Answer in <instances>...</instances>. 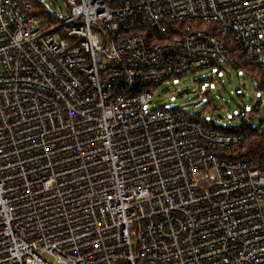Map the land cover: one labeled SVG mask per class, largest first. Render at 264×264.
<instances>
[{
    "label": "built area",
    "instance_id": "obj_1",
    "mask_svg": "<svg viewBox=\"0 0 264 264\" xmlns=\"http://www.w3.org/2000/svg\"><path fill=\"white\" fill-rule=\"evenodd\" d=\"M64 2L0 0V264H264V172L226 156L247 134L150 109L230 47L264 86V0Z\"/></svg>",
    "mask_w": 264,
    "mask_h": 264
},
{
    "label": "rangeland",
    "instance_id": "obj_2",
    "mask_svg": "<svg viewBox=\"0 0 264 264\" xmlns=\"http://www.w3.org/2000/svg\"><path fill=\"white\" fill-rule=\"evenodd\" d=\"M39 1L54 19H62L68 13L64 0ZM256 107L252 126L259 124V118L264 119V89L253 87L250 72L236 70L229 64L164 80L152 91L150 104V109L179 108L188 113H200L204 121L212 120L221 127L244 125L245 120L234 115L240 108L255 113Z\"/></svg>",
    "mask_w": 264,
    "mask_h": 264
},
{
    "label": "trees",
    "instance_id": "obj_3",
    "mask_svg": "<svg viewBox=\"0 0 264 264\" xmlns=\"http://www.w3.org/2000/svg\"><path fill=\"white\" fill-rule=\"evenodd\" d=\"M30 3V8L26 10L28 14H33L41 17L48 24H56L61 21V18L54 19L53 14L46 9L45 5L39 0H26ZM63 30V29H62ZM232 52L233 61L229 64L232 68L238 70L242 69L251 73L252 85L253 81L256 82L255 88H260L264 86L258 83V77L260 73L246 60L245 56L238 51L237 49L230 47ZM258 107L255 108V113L250 112L253 116H256V111ZM197 115L199 119H202L203 124L211 129L226 132V133H235L242 132L247 134L243 144L236 150L231 153H227L228 158L238 159V158H250L254 161V166L264 172V119L259 118V124L252 126L251 120L246 122L242 126H229L221 127L216 125L212 120L204 121L203 115L200 113H192Z\"/></svg>",
    "mask_w": 264,
    "mask_h": 264
},
{
    "label": "water",
    "instance_id": "obj_4",
    "mask_svg": "<svg viewBox=\"0 0 264 264\" xmlns=\"http://www.w3.org/2000/svg\"><path fill=\"white\" fill-rule=\"evenodd\" d=\"M253 87L255 88L256 87V82L253 81Z\"/></svg>",
    "mask_w": 264,
    "mask_h": 264
}]
</instances>
